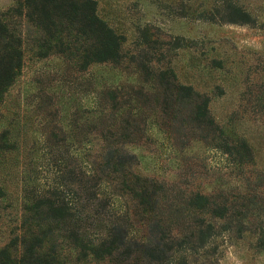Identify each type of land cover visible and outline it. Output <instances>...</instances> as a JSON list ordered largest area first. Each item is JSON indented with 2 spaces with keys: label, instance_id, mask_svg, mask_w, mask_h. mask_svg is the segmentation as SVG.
I'll return each mask as SVG.
<instances>
[{
  "label": "trees",
  "instance_id": "trees-1",
  "mask_svg": "<svg viewBox=\"0 0 264 264\" xmlns=\"http://www.w3.org/2000/svg\"><path fill=\"white\" fill-rule=\"evenodd\" d=\"M234 12L231 21H247L246 12ZM122 42L97 15L95 0H12L0 11V104L21 72L26 48L38 59L57 56L66 70L83 74L92 64L123 69ZM135 71L142 79L137 86L96 87L92 104L76 109L74 169L42 186L34 175L22 178L19 223L0 247V264H195L198 258L217 259L218 239H246L254 248L264 247V228H251L252 220L260 223L264 217V205L253 193L255 180L236 193L220 179L209 189L139 170L138 157L128 148L145 142L150 128L190 165L198 161L183 151L191 140L230 168L252 164L253 152L231 120L227 126L214 120L208 96L180 82L172 67L138 62ZM53 133L50 142L65 139H54ZM88 134L94 141L89 149ZM14 136L11 129L0 130V153L18 147ZM61 155L54 157L58 166L65 163ZM190 165L187 178H194L200 170ZM204 168V174L217 169L215 164ZM4 196L0 186V199Z\"/></svg>",
  "mask_w": 264,
  "mask_h": 264
},
{
  "label": "rangeland",
  "instance_id": "rangeland-1",
  "mask_svg": "<svg viewBox=\"0 0 264 264\" xmlns=\"http://www.w3.org/2000/svg\"><path fill=\"white\" fill-rule=\"evenodd\" d=\"M95 2L97 15L123 37V69L92 64L79 74L66 70L57 56L38 59L26 48L21 72L0 104V130L11 129L19 139L17 148L0 153V186L5 191L0 199V247L19 223L22 178L34 175L42 186L55 181L61 171L74 169V126L80 124L79 119L74 124L76 109L92 104L96 87L141 83L135 71L138 62L149 68L172 67L180 82L191 84L208 96L214 120L224 126L231 120L232 128L246 136L253 152L252 164L230 168L200 142L191 140L183 151L198 156V161L190 165L188 160L182 161V155L174 156V146L150 128L147 132L151 135L145 142L128 148L138 157L139 170L158 178H186L193 185L199 182L209 189L220 179L236 193L245 190L247 181L255 180L258 186L253 193L257 202L264 205V0ZM11 4L12 0H0V11ZM234 8L246 12L247 21H231L237 15ZM131 55L135 57L132 63L128 60ZM40 89L44 93L38 98ZM45 96H51L52 102H47ZM47 109H56V113L46 115ZM51 131L54 139H65L50 142ZM88 139L85 147L89 149L94 146L91 134ZM60 153L61 157L65 155V163L58 166L54 157ZM204 164L206 170L208 164H215L217 169L204 174ZM189 165L200 170L195 171L194 178H187L185 169ZM187 172L190 176V169ZM67 186L68 196H72L73 183ZM260 220H252L253 230L264 228V217ZM215 243L217 259L207 263L198 258L195 264H215V260L218 264H264V247L254 248L250 240L234 243L225 238ZM174 260L179 262L180 254Z\"/></svg>",
  "mask_w": 264,
  "mask_h": 264
}]
</instances>
